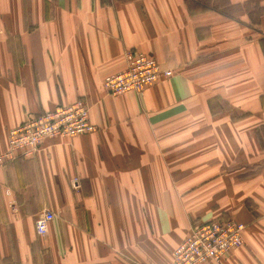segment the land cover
I'll use <instances>...</instances> for the list:
<instances>
[{
	"label": "crops",
	"instance_id": "crops-1",
	"mask_svg": "<svg viewBox=\"0 0 264 264\" xmlns=\"http://www.w3.org/2000/svg\"><path fill=\"white\" fill-rule=\"evenodd\" d=\"M128 50L172 75L109 96ZM78 99L94 132L0 167V264H171L230 219L244 245L207 264H264V0H0V155Z\"/></svg>",
	"mask_w": 264,
	"mask_h": 264
},
{
	"label": "built area",
	"instance_id": "built-area-1",
	"mask_svg": "<svg viewBox=\"0 0 264 264\" xmlns=\"http://www.w3.org/2000/svg\"><path fill=\"white\" fill-rule=\"evenodd\" d=\"M125 59V70L104 81L109 96L128 92L141 95L162 76L172 75L170 71H164L154 58L139 51H126ZM95 130L90 122V108L81 99L57 111L30 116L9 132L8 149L0 155V167H7L19 158H34L48 139L72 138ZM77 183L75 179L73 186L76 187ZM54 219V213L42 211L35 221L37 235L45 237ZM245 231L246 226L235 220L211 221L194 226L190 235L176 248L171 264L220 263L244 245Z\"/></svg>",
	"mask_w": 264,
	"mask_h": 264
},
{
	"label": "rangeland",
	"instance_id": "rangeland-1",
	"mask_svg": "<svg viewBox=\"0 0 264 264\" xmlns=\"http://www.w3.org/2000/svg\"><path fill=\"white\" fill-rule=\"evenodd\" d=\"M258 2V1H257ZM105 89V88H104ZM113 97V96H112ZM114 97H117V96H114ZM91 122V121H90ZM95 126V125H94ZM96 127V126H95ZM231 220V219H230Z\"/></svg>",
	"mask_w": 264,
	"mask_h": 264
},
{
	"label": "trees",
	"instance_id": "trees-1",
	"mask_svg": "<svg viewBox=\"0 0 264 264\" xmlns=\"http://www.w3.org/2000/svg\"><path fill=\"white\" fill-rule=\"evenodd\" d=\"M256 1H259V0H256Z\"/></svg>",
	"mask_w": 264,
	"mask_h": 264
}]
</instances>
